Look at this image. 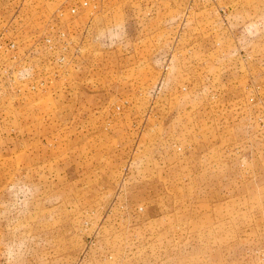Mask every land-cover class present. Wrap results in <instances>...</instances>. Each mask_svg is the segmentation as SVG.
Masks as SVG:
<instances>
[{
  "label": "rangeland",
  "instance_id": "obj_1",
  "mask_svg": "<svg viewBox=\"0 0 264 264\" xmlns=\"http://www.w3.org/2000/svg\"><path fill=\"white\" fill-rule=\"evenodd\" d=\"M0 264H264V0H0Z\"/></svg>",
  "mask_w": 264,
  "mask_h": 264
},
{
  "label": "built area",
  "instance_id": "obj_2",
  "mask_svg": "<svg viewBox=\"0 0 264 264\" xmlns=\"http://www.w3.org/2000/svg\"><path fill=\"white\" fill-rule=\"evenodd\" d=\"M87 3H85L86 5ZM73 13L76 12V10H72ZM50 42V41H49ZM174 61V58L170 55L167 56H163L160 60V62L162 63V81H165L164 79H166V77L169 76V74L171 73L172 70V62ZM188 86H184L182 88V91H185L181 94L187 93L188 92ZM180 150V148H179Z\"/></svg>",
  "mask_w": 264,
  "mask_h": 264
},
{
  "label": "crops",
  "instance_id": "obj_3",
  "mask_svg": "<svg viewBox=\"0 0 264 264\" xmlns=\"http://www.w3.org/2000/svg\"><path fill=\"white\" fill-rule=\"evenodd\" d=\"M95 26V25H94ZM94 26H92L91 28H94ZM96 50V49H95ZM98 51H95V53H97Z\"/></svg>",
  "mask_w": 264,
  "mask_h": 264
}]
</instances>
